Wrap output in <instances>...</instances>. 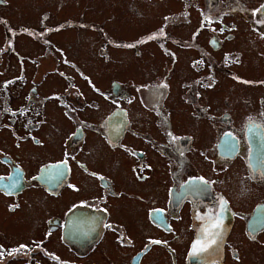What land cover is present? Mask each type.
<instances>
[{"label": "flooded vegetation", "instance_id": "af4514ba", "mask_svg": "<svg viewBox=\"0 0 264 264\" xmlns=\"http://www.w3.org/2000/svg\"><path fill=\"white\" fill-rule=\"evenodd\" d=\"M139 1L162 2L128 0L134 15H142ZM7 2L0 0V264H118L110 257V242L124 249L123 264H145L159 250L167 264H247L237 234L247 243H264V75L247 78L230 69L246 63L245 51L264 63V0H202L204 8L194 20L177 12L155 29L180 33L177 50L185 51L191 79L181 87L179 111L197 124L188 132L175 128L170 87L152 88L153 99L145 97L153 121L149 113L132 119L128 85L110 77L99 98L94 89L99 74L86 71L84 61L70 57L52 35L68 29L93 32L85 38L90 53L105 63L119 47L140 56L138 46L129 49L130 41L112 38L104 22L83 15L47 24L45 10L42 29L9 25L2 14ZM19 32L38 45L27 64L37 71L46 66L39 74L52 87L46 94L33 81L37 74L20 71L25 62L17 48ZM238 33L244 50L227 51L225 45ZM166 52V60L177 59L174 50ZM205 66L209 71L202 81ZM223 77L249 93L234 94L224 105L202 104V84L209 86L206 93ZM90 134L131 160L126 180L118 184L109 171L91 164ZM9 218H15L13 224ZM142 219L147 227H141L137 242L125 221ZM13 228L21 235L8 230ZM213 239L206 250L193 252L198 241ZM102 246L105 263L95 257ZM156 259L160 262L161 255Z\"/></svg>", "mask_w": 264, "mask_h": 264}, {"label": "rangeland", "instance_id": "374dc122", "mask_svg": "<svg viewBox=\"0 0 264 264\" xmlns=\"http://www.w3.org/2000/svg\"><path fill=\"white\" fill-rule=\"evenodd\" d=\"M77 1L79 2L77 3ZM192 2L193 4L190 6L188 0H162L159 3L139 1L137 2V6L142 15H134L129 10L128 0H8L7 5L2 7V14L4 18H7L9 25H26L37 29H42V17L45 15V10L48 12L47 15H49L46 18L47 24H56L57 21L66 18L76 19L81 15L88 21L104 22L112 38L130 41L131 47L129 49L136 51V46H138L141 55L136 56L131 51L119 47L118 50L112 51L113 59L111 62L97 61L90 53L89 44L85 39L87 37L90 40V35L95 36V34L87 30L68 29L53 34L52 39L66 47L70 53V57H76L81 63L84 61L82 66L86 68V71H90L93 75L99 74L96 75V84L94 86L99 98H102L105 90L104 86L108 85L110 77L115 78L117 81L122 80L125 85H128L129 89L132 90V94H129V102H127L132 119H140V114L149 113L150 115L147 116V119L153 121V108L146 106L144 99L146 96L150 100L153 99V92L150 91L152 88L159 86L170 87L172 99L168 101V104L172 107L173 114H171L175 128L179 132H188L194 129L197 124L184 110L179 111L182 109L179 97L181 87L191 79L188 73V61L186 60L185 51L181 54L177 50L175 34L180 35V33L178 31L161 32L155 29L163 23L166 15L177 14V12L179 14L182 12L189 13L192 15L193 20L197 18V15L204 8V3L202 0H192ZM57 4H60V7H57ZM17 28L21 29L22 27ZM242 32L244 33V31ZM24 35L25 33L19 32L17 38V48L20 50L19 55H24L25 62L20 65V71L37 74L38 77L34 78L33 81L43 92L42 94H46L52 87L46 85V77H39V74L46 73V66L43 65L38 71L36 68L29 67L27 64L29 61L28 56L36 55L38 45L31 41L33 39L30 36L25 37ZM142 38L143 40L140 41ZM207 38V34L202 33V45L204 47H207ZM1 39L0 37V41ZM78 39L81 42H78ZM68 45L71 47H68ZM170 49L174 50V55L177 59H165L170 55L169 52H166L170 51ZM225 49L232 53H235L236 49L244 50L242 33H238V36L232 42L227 43ZM46 55L52 56L48 48H46ZM245 59V64L233 67L230 71H237L243 76L253 79L264 75V63L258 56L256 57V55L245 51ZM208 71V66L202 67V81L206 78ZM164 74L168 75V77L164 81H160L159 79ZM126 88L125 86V90ZM208 88L207 84H202L204 91ZM122 90H124L123 87ZM204 91H202V104L209 103L214 104V106L224 105V100L234 97V94L249 93L247 87L237 85L236 83L233 84L232 81L224 77L217 80L212 90L206 93ZM84 92L91 95L88 89ZM143 128L145 131L147 130L145 126ZM152 132L156 134L154 130ZM207 137L209 136H206L204 145L208 144ZM128 141L134 144L139 143L138 140L131 136H128ZM200 142L202 143V132L200 134ZM90 145L95 148V153L91 157V164L93 166L109 171L118 184L126 180V176H129L126 165H128V162H131V160H128V157L119 151L106 149L100 143L99 136L95 134H90ZM135 147H139V145ZM158 179L159 172L156 170L154 181H158ZM152 184L153 181L147 182L142 184L141 188L147 189ZM115 216L122 220L117 213ZM14 219L9 218L7 222L13 224ZM125 223L129 228V233L137 242H141V227H147L142 225L143 219L141 223L138 220L133 224L127 223V220ZM4 226H7L5 220L2 222V229ZM8 230L13 232L12 234L21 235V230L19 229L13 228ZM263 238L264 236L260 238L261 241H263ZM237 239H240V242L243 243L244 262L247 264H264V243H247L238 234ZM107 247L110 257L118 264H123L124 249H118L113 242H110ZM104 250L105 247L102 246L95 254V257L103 263L107 261ZM157 254L161 255L160 262L156 259ZM147 258L145 264H167L165 254L160 250L152 252Z\"/></svg>", "mask_w": 264, "mask_h": 264}, {"label": "snow or ice", "instance_id": "6c2138e0", "mask_svg": "<svg viewBox=\"0 0 264 264\" xmlns=\"http://www.w3.org/2000/svg\"><path fill=\"white\" fill-rule=\"evenodd\" d=\"M150 39H151V37H150ZM212 227L213 228H219V224L218 223L217 224H213ZM216 235H218V233H213V232L207 233V236L215 237ZM214 242H215L214 239L212 241H208V242H205V243H201V242L198 241L196 244L193 245V252L195 253L197 251H204L209 246V243H214ZM152 243H160V241H152ZM21 247H23V246H21Z\"/></svg>", "mask_w": 264, "mask_h": 264}]
</instances>
